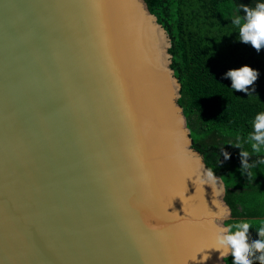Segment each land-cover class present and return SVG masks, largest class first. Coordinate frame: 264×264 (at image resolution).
Listing matches in <instances>:
<instances>
[{"label":"water","instance_id":"water-1","mask_svg":"<svg viewBox=\"0 0 264 264\" xmlns=\"http://www.w3.org/2000/svg\"><path fill=\"white\" fill-rule=\"evenodd\" d=\"M168 47L143 0H0V264H185L212 245L230 209Z\"/></svg>","mask_w":264,"mask_h":264},{"label":"trees","instance_id":"trees-1","mask_svg":"<svg viewBox=\"0 0 264 264\" xmlns=\"http://www.w3.org/2000/svg\"><path fill=\"white\" fill-rule=\"evenodd\" d=\"M143 1L169 39V67L179 83L177 104L192 147L223 183L230 209L224 225L249 223L250 244L259 238L256 228L264 221V165L252 169L248 182L240 171V152L248 151L250 165L264 159V150L254 154L246 142L255 117L264 114V48L257 52L250 41H240L231 21L244 16L241 5L252 8L259 0ZM245 64L257 71L256 81L246 86L248 92L232 89L224 73ZM237 142L242 149L232 144ZM223 260L232 264L230 254Z\"/></svg>","mask_w":264,"mask_h":264},{"label":"clouds","instance_id":"clouds-1","mask_svg":"<svg viewBox=\"0 0 264 264\" xmlns=\"http://www.w3.org/2000/svg\"><path fill=\"white\" fill-rule=\"evenodd\" d=\"M240 7L243 9L244 16L237 15L233 17L231 23L238 26L239 40L243 42L250 41L251 45L259 52L264 48V0H259L255 7L252 8L247 5H241ZM224 75L231 78L232 89L248 92L246 86L256 81L258 73L245 64L239 68L228 69ZM246 142L251 145V151L254 154H259L261 150H264V114L255 117L252 122V134L247 137ZM232 144L242 149L239 142ZM224 155L227 158L228 154L225 153ZM240 157L241 174L246 177L248 182H252V169L258 164L264 165V159H260L250 165L248 163L249 153L246 150H241ZM206 176L215 179L212 169L206 171ZM176 197L180 198V194H177ZM221 212H224V210L221 209ZM250 226L247 222H240L233 225L215 227L212 245L197 249L187 261L191 260L196 262V264H203L204 261L209 259V253L205 250L215 249L219 251L220 257L230 254L232 264H252L250 257H254L260 264H264V221H261L259 227L256 228L259 238L249 244L247 236ZM255 253H259V255H254ZM197 254H200L199 258ZM187 261L185 264H187Z\"/></svg>","mask_w":264,"mask_h":264},{"label":"bare ground","instance_id":"bare-ground-1","mask_svg":"<svg viewBox=\"0 0 264 264\" xmlns=\"http://www.w3.org/2000/svg\"><path fill=\"white\" fill-rule=\"evenodd\" d=\"M222 206V205H221ZM223 207V209H224V211H225V208H224V206H222Z\"/></svg>","mask_w":264,"mask_h":264},{"label":"rangeland","instance_id":"rangeland-1","mask_svg":"<svg viewBox=\"0 0 264 264\" xmlns=\"http://www.w3.org/2000/svg\"><path fill=\"white\" fill-rule=\"evenodd\" d=\"M225 221V220H224Z\"/></svg>","mask_w":264,"mask_h":264}]
</instances>
